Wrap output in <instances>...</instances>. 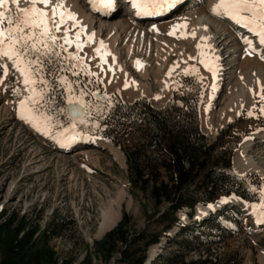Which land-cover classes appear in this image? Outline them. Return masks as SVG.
I'll use <instances>...</instances> for the list:
<instances>
[{"label": "rangeland", "instance_id": "374dc122", "mask_svg": "<svg viewBox=\"0 0 264 264\" xmlns=\"http://www.w3.org/2000/svg\"><path fill=\"white\" fill-rule=\"evenodd\" d=\"M83 1L85 7H91L87 0ZM185 1L183 6L180 5L181 7L179 6L170 14L158 17L153 21H147L150 26L145 28L147 34L144 40L140 35L134 34L133 23L136 20L132 19L133 15L126 13V9H121L119 6L116 9L119 10L110 18V20L116 17L125 19L129 25L133 26L132 29L122 31L118 48L122 57L126 58L127 67L132 75L149 86L151 89L149 94L133 98L124 96L118 86L113 85L109 78L98 69L101 58L96 54L95 49L100 47L99 44H93L88 53L84 52L85 46L78 52L90 72L96 75L82 72L79 77H76L71 73H59L58 68L55 67L52 71L57 75L66 74L71 80L78 79L81 86L92 92H104L108 97H111L112 103L116 100L132 102L136 98L146 97L153 105L162 107L176 93L181 96L184 92L201 88L202 105L204 97L210 91L212 77L208 69L201 63V50L197 46L202 43L201 38L197 34L195 38L190 35L195 32L193 23L184 20V18L189 17L188 13L192 9L204 11L209 0ZM29 6L30 4L19 5L20 8ZM10 7L13 12L18 11L16 4H10ZM89 11L94 13L95 10L92 11L91 7ZM158 20H164L165 25H168L162 28L163 30L159 28L160 25L152 28V25ZM185 22L187 28H177L174 35L169 34L173 31L174 26L182 25ZM71 28L77 29L76 26ZM61 31L56 33L58 37H63L64 31L63 29ZM236 31L243 36H248L241 29H236ZM182 34H187V38H184ZM106 36L107 31L104 32L103 38ZM251 39L254 46L264 52V46L259 44L257 38ZM130 44L133 49L129 53L127 48ZM65 48L67 49L65 55L78 51L75 44L65 45ZM181 53L186 55L185 58L180 56ZM140 58L149 63V74L145 77L138 73L136 67L132 66V61H137ZM67 63L65 61V64ZM3 64L8 65L6 78L3 76V68L0 67V79H3V83H0V210L7 211L4 217L11 212H18L20 215L25 214L28 217V228L35 225L41 229L50 228L54 234L51 233L49 244L55 252L53 260L57 264H128L129 260L123 261L125 253L131 255L137 251L138 246L142 249L145 245L143 241L136 243L131 245L126 252L122 251L126 249V246L120 245L113 257L106 261L94 245L95 241L103 239L109 231L102 236H96L103 220L104 211L112 209L118 212L119 218L116 224L121 221L126 212L131 217L130 234L133 236L142 231L148 233L161 231L162 226L156 222V218L159 215L158 210L162 211L164 206L157 209L149 195L132 186L127 164L121 166L107 148L84 141L70 148H62L57 144L56 139L43 134L30 123L21 119L18 111L19 100L28 95V90L23 85V77L15 70L12 62L6 58H0V65ZM193 66L198 69V74H185V70ZM158 67L159 69H157ZM240 69L241 71L236 70L235 73L227 75L226 77L231 78L226 79L225 82L244 77L239 75L243 67L240 66ZM253 76L255 74H252ZM48 78L56 84L55 76ZM166 80L170 82V88L167 96L159 102L153 98L162 91L160 83L165 84ZM226 85L228 86V83L224 85L223 93L216 101L214 111L223 108L229 99ZM261 86L264 85L253 86L251 90L258 93ZM14 88L22 90L19 97L13 93ZM62 91L59 86H56V90L51 93L53 99L52 103L47 106L46 114L55 115L57 107L66 106L63 103V96H61ZM85 99L92 100L100 108H105L106 103L95 100L94 96L85 97ZM251 105V108L240 110L235 117L211 131L206 129L200 111L201 128L211 142L216 141L222 128L233 124V128L228 133L229 139L224 140L223 144H219L216 153L222 154L226 149L228 153L233 152L236 170L245 175L250 182L252 200L242 199L244 203L242 202L238 206H226L228 208L226 217L230 220H234L236 211L241 213L238 229L225 233L224 240L221 242L212 245L193 243L192 246H189L190 248L182 247L177 243L170 244L168 238L163 235L158 244L151 245L146 250L148 258L146 257L145 264L151 263L149 259L153 248H156L160 255L152 264H172L169 256L173 252L183 251L185 261L190 263L207 256L214 260H224L231 254H237L241 259L240 264H264V224L257 222V217L251 208V205L259 202L258 189L264 186V114L260 113L261 102L257 95ZM249 112L254 114L250 116ZM68 119L66 114H59L62 127L54 128L53 132L57 133L68 127ZM86 119L88 123L81 125V129L77 132L80 135L104 140L108 148H114L126 161L120 144L129 145L139 138L135 127L128 124L122 127L111 124L110 109L108 108H105L102 115L93 110ZM95 124H99V127H95ZM109 136L116 137L120 143L111 141ZM251 138L255 140V143L252 144L253 146L251 145L247 154L250 160L237 164L239 149ZM125 161L124 163H126ZM198 211L199 207L193 218H189L185 211H180L178 216L185 223L194 224L203 232H221L218 228L221 221L210 222L209 226L213 229L207 225H199L201 221L198 218ZM213 216L215 215L212 214L211 217ZM220 226H225V223L222 222ZM178 231L179 227L175 226L169 233L175 235ZM140 255H142L141 251H137V257Z\"/></svg>", "mask_w": 264, "mask_h": 264}, {"label": "trees", "instance_id": "16d2710c", "mask_svg": "<svg viewBox=\"0 0 264 264\" xmlns=\"http://www.w3.org/2000/svg\"><path fill=\"white\" fill-rule=\"evenodd\" d=\"M201 98L202 89L196 88L181 96L176 93L164 107H156L146 97L133 102L116 100L112 103L111 124L133 126L139 137L129 145L120 144L126 154L132 186L149 195L157 209L161 206L164 209L158 210L156 218L162 226L161 231H142L133 236L130 234L131 217L125 212L117 226L108 231L103 239L95 241L96 249L106 261L113 257L120 245L126 246L122 250L126 252L131 245L143 241L144 248L137 247L142 255L137 257V251L131 255L125 253L123 261L144 264L146 250L158 244L163 235L170 244L190 248L193 243L212 245L221 242L225 233L238 229L240 212L236 211L234 220H230L226 217L228 208L213 213L215 216L199 224L209 226L210 222L221 221L218 222L220 233L203 232L178 217L179 211L189 209L187 213L192 218L198 204L207 206L223 196L238 195L252 200L248 178L233 169V152L228 153L226 149L222 154L216 153L219 144L229 139L228 133L233 124L222 128L216 141L210 142L200 125ZM109 139L120 143L114 136H109ZM6 213L5 209L0 210V264H57L53 260L55 252L49 244L54 232L48 227L41 229L38 225L28 228L25 214L11 212L4 217ZM222 222L225 226L221 227ZM175 226L179 227V231L171 235L169 231ZM169 260L172 264L241 263L237 254H231L224 260L207 256L190 263L185 261L184 251L173 252Z\"/></svg>", "mask_w": 264, "mask_h": 264}, {"label": "snow or ice", "instance_id": "6c2138e0", "mask_svg": "<svg viewBox=\"0 0 264 264\" xmlns=\"http://www.w3.org/2000/svg\"><path fill=\"white\" fill-rule=\"evenodd\" d=\"M21 0H0V58H6L12 62L13 67L23 77V85L28 90V95L19 100V116L21 119L30 123L38 131L47 136L56 139L62 147H67L80 138V133L76 131L77 124L88 123L87 117L95 110L101 115L105 108L110 109L112 105L111 97L105 96V108H100L92 100H86L85 97L97 96V93L88 90L80 85L79 80H71L68 75H57L52 69L58 68L59 73H71L79 77L82 72L91 73L84 64L82 58L78 55L79 50L84 46L81 36L85 35L83 27L75 33V39L70 35L71 27L68 21L76 23L75 13L66 8L63 0H58L52 4V0H30V6L20 8ZM105 9L114 7V0H93ZM134 7L138 9V15H161L174 8L180 0H132ZM10 4H16L18 11L13 12ZM40 5H43L41 7ZM51 5V7H49ZM214 15L227 18L235 24L247 29L254 37L258 39L260 45L264 46V0H217L211 9ZM177 28H187V23L176 25L170 35L176 33ZM64 31L63 37H58L57 32ZM184 38H187V34ZM190 35L195 38L196 33ZM95 33L87 34L89 42H94ZM210 37H201V63L216 76L218 71V57L210 55L205 49H211L212 45L207 41ZM243 42L249 46L247 51L251 55L257 49L253 40L247 36H242ZM75 44L77 53H68L65 45ZM107 46L100 41V47L95 52L100 56L102 64L107 63L106 57L111 55L106 50ZM264 59V55L261 57ZM65 61L68 63L65 64ZM140 64V62H137ZM142 66V65H141ZM178 66V65H177ZM3 68V76L8 74V65H0ZM198 74L195 66L185 70V74ZM171 75V72H169ZM55 76L56 84L48 77ZM203 79L202 77L200 78ZM3 83V79H0ZM59 86L63 91V103L65 107H57L55 115L46 114L47 106L52 103L51 93ZM128 86L127 84L125 85ZM215 91V84L211 85ZM21 89L14 88L13 93L18 97L21 95ZM261 102L260 113L264 114V86L258 93ZM159 98V97H157ZM68 116V127L62 131L54 133L53 129L62 127L59 121V114ZM249 112L248 115H253ZM99 127V124H95ZM260 200L251 205L253 214L257 217V222L264 224V186L258 189ZM227 202V201H225ZM210 207H212L210 205Z\"/></svg>", "mask_w": 264, "mask_h": 264}, {"label": "bare ground", "instance_id": "6f19581e", "mask_svg": "<svg viewBox=\"0 0 264 264\" xmlns=\"http://www.w3.org/2000/svg\"><path fill=\"white\" fill-rule=\"evenodd\" d=\"M87 1L92 5V11L95 10L94 13L89 11L91 7H85V5L83 4V0H63V3L66 5V8L72 13H75L76 20L79 21V23L76 24V30L71 28L70 35L73 39H75V33L79 31L81 27L84 28L86 34L81 36V41L84 43L85 53L89 52L93 44L100 45V41H103L104 45L107 46L106 50L110 52L111 55L106 57L107 63L102 64L101 61L98 69L103 75L109 78L110 82L113 85L118 86L124 96H126L127 98H133L138 97V95H143L146 93L149 94L151 90L149 86L146 83L141 82L139 78L134 77L128 69V65L125 60L126 58L124 59L122 57V54L120 53L118 48V43L122 37V31L124 29H132L133 26L135 27L133 29L134 34L140 35L141 39L144 40V37L147 34L145 33V31L147 30L145 28L150 26L149 22L147 21L152 20V18H149L148 16L132 17L133 20H136V22H134V25L132 26L129 25L128 21H126L125 19L116 17L110 20V18H112V16L115 15V13L119 9L115 10L114 12L102 13L100 12L102 9H100L98 3L94 4L93 0ZM57 2L58 0H52V4H55ZM215 3H217V0H209L204 11L192 9L188 13L189 17L184 18V20L193 23L195 33L200 38H211L207 41V43L211 44L212 47L211 49L205 50L208 51L210 55H215L216 57H218V71L216 76L213 77L212 73L208 70L209 74L212 77V85L215 84L216 89L215 91H213L212 87L210 88V91L204 97V100L201 105L202 121L207 127L206 129L208 131L215 129L216 127L225 123L229 119L235 117L240 110L245 108H251V104L256 96L254 95V93H257V91L251 90L252 87H258L259 84L264 85V59L261 58L262 55H264V52L260 51L261 49L259 50V48H256L257 50L255 52H253L251 55H248L247 51L249 50V46L243 42V35L237 32L236 29H241L244 34L248 35L247 37H249L250 39L254 36L249 33L247 29H244L241 26L235 24L230 19L221 18L214 15L211 9ZM25 4H30V0H21L20 5ZM179 6H175L174 9L176 10V8H179ZM49 7H51V5ZM143 20L145 23L143 22ZM71 21L72 20L68 21L69 27H72V25L76 23L75 21H72L71 23ZM135 25H137L138 27H136ZM158 25H160L159 28L162 29L168 24L165 25L164 20H158L155 21V24L152 25V28H156V26ZM105 31H107V36L103 38V34ZM91 33H95L94 42H89L87 39V34ZM254 38L256 39V37ZM256 40L258 41V39ZM132 49V45H128L127 50L129 53L130 51H132ZM180 56L182 58H185L186 55L184 53H181ZM138 61L140 62V64L136 63ZM180 61L183 60L180 59ZM180 61L179 63H181ZM132 66L134 68L136 67L138 69V73L140 75H144V77L149 74V63L146 62L145 59L140 58L137 61L133 60ZM240 66L243 67V69L239 75H243L244 77L241 76L242 78L240 77V79L237 78L235 80L232 79L231 81L225 82L226 79L228 80L231 78L226 77L227 75L235 73L236 70L241 71ZM157 69H159V67ZM252 74H255V76L252 77ZM226 83H228V86L226 85L228 87L226 91L229 92V99L223 108L218 109V111H214V108L217 103L216 101L219 100V97L222 95L224 85ZM126 84L128 85L127 87L125 86ZM160 85L162 87V91L160 93H157L155 95L156 97L153 98L159 102L167 96L170 88V82L166 80L165 84L160 83ZM83 141L85 143H92L98 146H102L103 148H107V150L110 151L114 159L121 166H125V158H123L122 155L120 156L114 148H108L104 140L102 141L99 138L97 139L96 137L80 135V138H78L75 142L71 143L70 145H74L76 143H83ZM254 141L255 140L251 138L248 142L246 141V143L239 149V154L237 156V164H241L243 162L245 163V161L250 160L247 157V154L249 152V149L251 148V145L255 143ZM225 200L227 199H225L224 197L216 201V203L214 202L212 207L218 208L219 206H222ZM231 200H233L236 204H240L242 202L244 203L242 198H237L236 196L231 197ZM198 207V217H202L208 214L211 210L210 206H203L202 204L198 205L197 208ZM118 218L119 215L117 211L112 209L104 211L103 220L99 226L96 236H102L105 232L115 226L118 221ZM156 254L157 249L153 248L150 253V262L153 260Z\"/></svg>", "mask_w": 264, "mask_h": 264}, {"label": "water", "instance_id": "95a60500", "mask_svg": "<svg viewBox=\"0 0 264 264\" xmlns=\"http://www.w3.org/2000/svg\"><path fill=\"white\" fill-rule=\"evenodd\" d=\"M105 96H107V95L104 94V93H102V92H99V93H97V96H95V98H96L97 100H99V101L106 102L105 99H104ZM79 125H80V124L78 123V124H77V129H78Z\"/></svg>", "mask_w": 264, "mask_h": 264}]
</instances>
